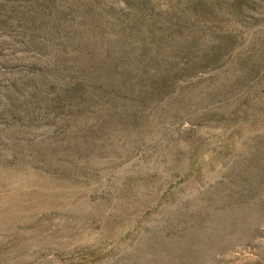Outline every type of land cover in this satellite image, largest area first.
I'll use <instances>...</instances> for the list:
<instances>
[{"label":"rangeland","instance_id":"374dc122","mask_svg":"<svg viewBox=\"0 0 264 264\" xmlns=\"http://www.w3.org/2000/svg\"><path fill=\"white\" fill-rule=\"evenodd\" d=\"M0 264H264V0H0Z\"/></svg>","mask_w":264,"mask_h":264}]
</instances>
